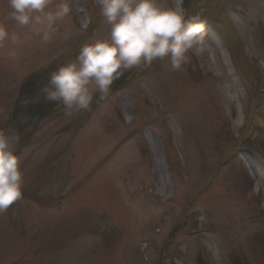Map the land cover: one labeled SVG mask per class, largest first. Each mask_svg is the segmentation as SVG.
Masks as SVG:
<instances>
[{
  "label": "rangeland",
  "instance_id": "rangeland-1",
  "mask_svg": "<svg viewBox=\"0 0 264 264\" xmlns=\"http://www.w3.org/2000/svg\"><path fill=\"white\" fill-rule=\"evenodd\" d=\"M68 3L44 43L0 0L23 41L0 47V131L24 175L0 213V264H264V0H183L209 50L182 71L168 58L126 71L72 116L38 96L47 70L108 26L96 0Z\"/></svg>",
  "mask_w": 264,
  "mask_h": 264
},
{
  "label": "clouds",
  "instance_id": "clouds-1",
  "mask_svg": "<svg viewBox=\"0 0 264 264\" xmlns=\"http://www.w3.org/2000/svg\"><path fill=\"white\" fill-rule=\"evenodd\" d=\"M8 19L20 28L50 42L59 25L71 14L68 0H7ZM99 15L108 26L106 38L82 44L75 59L59 65L40 89L43 99L61 105L66 116L88 110L94 95L106 98L113 83L126 72L170 60L172 71H182L188 53L200 56L210 48L205 23L165 0H96ZM8 41L23 43L20 35L0 23V47ZM9 55L14 58L13 50ZM14 138L0 131V213L21 199L24 175L14 149ZM255 190L259 192L260 185Z\"/></svg>",
  "mask_w": 264,
  "mask_h": 264
},
{
  "label": "trees",
  "instance_id": "trees-1",
  "mask_svg": "<svg viewBox=\"0 0 264 264\" xmlns=\"http://www.w3.org/2000/svg\"><path fill=\"white\" fill-rule=\"evenodd\" d=\"M55 66V64H53L51 67H49V69L47 70V74L49 75L50 74V69L51 68H53ZM39 73L41 74V71H39ZM38 75V73L37 74H32L29 78H28V81L26 82V83H24L22 86H21V89H20V92H19V98L21 99V102L20 103H22L23 101H25L26 100V97H28V95L30 94V93H33L34 95H36L37 94V92H36V89L35 90H33L32 91V89H31V86H32V82L33 81H35V79H36V76ZM43 75H45V74H43ZM42 75V76H43ZM47 77V76H46ZM46 80H47V78H46ZM32 95V94H31ZM41 93H39L38 94V96H40L41 97ZM41 101H44V99L42 98V100ZM46 108L45 107H43V104H40V106H39V110H38V112L36 113V115H37V117L38 118H40V117H42V116H44L45 114H46ZM247 146H248V148H249V150L251 151V152H257L258 153V151H257V147H256V144H254V143H251V142H247Z\"/></svg>",
  "mask_w": 264,
  "mask_h": 264
}]
</instances>
